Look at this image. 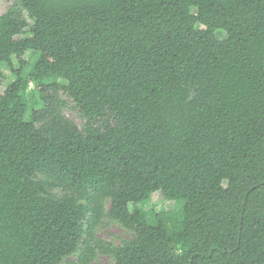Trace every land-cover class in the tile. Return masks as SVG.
Listing matches in <instances>:
<instances>
[{
    "label": "trees",
    "instance_id": "16d2710c",
    "mask_svg": "<svg viewBox=\"0 0 264 264\" xmlns=\"http://www.w3.org/2000/svg\"><path fill=\"white\" fill-rule=\"evenodd\" d=\"M1 64L0 264H264V0H15ZM155 193L180 212L149 221ZM107 216L134 235L116 249Z\"/></svg>",
    "mask_w": 264,
    "mask_h": 264
},
{
    "label": "rangeland",
    "instance_id": "374dc122",
    "mask_svg": "<svg viewBox=\"0 0 264 264\" xmlns=\"http://www.w3.org/2000/svg\"><path fill=\"white\" fill-rule=\"evenodd\" d=\"M15 2V0H0V16L3 15L6 10ZM28 23L31 25V22L28 20ZM28 31V29H26ZM217 37L219 39H224L225 35L222 33H218ZM36 56L32 53L28 52L24 55L23 60L31 66L35 60ZM12 66L17 69L18 61L15 57L12 58ZM29 67L26 72L29 71ZM0 71L4 75L5 79L0 87V94H2L7 86L15 80V76L12 74L11 70L6 64L0 65ZM46 84H57L59 86L64 85V82L61 80H49L45 82ZM45 92L49 96H53L56 99L64 102V108L62 109L63 114L71 120L78 128H82L85 124V118L78 108L74 105L72 100L60 89L53 91V89H46ZM26 102L29 108H33L35 110H39L42 107V102L40 99L39 92L35 88L33 84H29L28 90L26 93ZM29 120V115L26 117ZM37 178H41V176H37ZM52 194L61 197L63 192L59 189H55L52 191ZM106 209L109 208V202L105 205ZM141 211L146 215L149 221L154 222V215L161 212H170L174 211L175 214L180 212L182 208V204L174 203L168 200H165L160 193H155L150 201H147L141 205H139ZM173 215V217L175 216ZM133 233L130 230H127L122 225H120L117 221L111 219L109 216L105 217L101 224L96 228L94 232V242L93 244L97 246L102 245L105 248L116 249L124 244V242L129 241L133 238ZM78 252L73 255L65 258L61 264H78ZM88 264H114V258L110 253H100L96 250V256L93 260H91Z\"/></svg>",
    "mask_w": 264,
    "mask_h": 264
}]
</instances>
